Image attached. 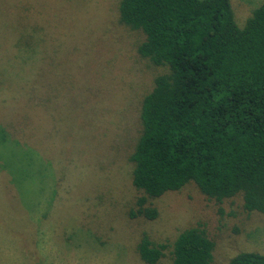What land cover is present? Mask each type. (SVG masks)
<instances>
[{"label": "rangeland", "instance_id": "1", "mask_svg": "<svg viewBox=\"0 0 264 264\" xmlns=\"http://www.w3.org/2000/svg\"><path fill=\"white\" fill-rule=\"evenodd\" d=\"M118 1L0 0V264H146L142 235L171 244L197 223L210 264L264 254V214L239 198L220 213L193 183L150 199L155 219L129 216L140 192L128 157L160 70L138 57ZM263 1L230 0L236 22Z\"/></svg>", "mask_w": 264, "mask_h": 264}, {"label": "trees", "instance_id": "2", "mask_svg": "<svg viewBox=\"0 0 264 264\" xmlns=\"http://www.w3.org/2000/svg\"><path fill=\"white\" fill-rule=\"evenodd\" d=\"M117 14L141 35L138 57L160 70L128 157L140 192L129 216L155 219L150 199L190 183L220 213L239 198L243 212L264 214V1L242 25L230 0H119ZM25 27L38 35L37 23ZM214 246L197 223L171 244L144 234L137 252L146 264L166 251L172 264H210ZM228 264H264V254L239 252Z\"/></svg>", "mask_w": 264, "mask_h": 264}]
</instances>
